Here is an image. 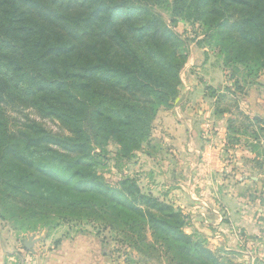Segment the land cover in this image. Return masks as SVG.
<instances>
[{
    "label": "trees",
    "instance_id": "1",
    "mask_svg": "<svg viewBox=\"0 0 264 264\" xmlns=\"http://www.w3.org/2000/svg\"><path fill=\"white\" fill-rule=\"evenodd\" d=\"M138 2L0 0V107H30L68 133L26 115L24 130H8L0 113V206L33 220L32 231L38 221L53 228L85 219L97 238L107 232L128 249L126 264H226L185 232L188 218L180 210L143 193L132 178L111 185L98 170L95 149L115 143L128 156L150 145L188 59L176 32ZM171 16L207 26L224 68L264 72V0H172ZM239 95L207 86L203 98L214 116L232 117L226 138L250 130L259 149L264 120L241 112ZM261 156L264 165V150Z\"/></svg>",
    "mask_w": 264,
    "mask_h": 264
},
{
    "label": "rangeland",
    "instance_id": "2",
    "mask_svg": "<svg viewBox=\"0 0 264 264\" xmlns=\"http://www.w3.org/2000/svg\"><path fill=\"white\" fill-rule=\"evenodd\" d=\"M138 4L145 6L150 12L159 16L166 25L176 32L188 49V56L191 55V57H193V51L196 53V50L200 49V52L197 54L199 62L195 61L193 63L192 58L190 60L192 67L189 68L186 66L187 61L182 67L179 78L181 77L182 80H184V83L178 88V96L173 103L171 110L166 111L164 114L167 116V119H156L150 145H142L139 150L134 151L128 156L120 153V149L115 143H110L103 150L95 149V152L99 155L97 158V161L100 163L98 170L103 174L106 182L115 185L124 177L132 178L136 181L143 193H150L161 202L170 205V202L166 201L162 196H159L161 194V191L158 189L159 187H156L155 190L157 191L155 194L150 192V186L152 187V184L150 183L151 179L147 174H162L163 176L159 175L158 179L163 180L169 178V174H189L190 171L194 174H204V171L211 167H207L205 164V166L198 164L196 160L193 164V162H191L193 161L192 158L196 157L198 153L193 151V147L191 150L186 147V142L189 141V135L199 138L200 135H198L197 128L205 123L206 116L212 109L209 104L210 101L203 98L207 86H202L201 94L196 93L195 98H193L192 101H189L186 99V93L188 91L191 92L192 89L190 90L187 83L188 81L185 79L189 77V74L198 76L201 71L200 69L204 67V64L201 63L202 60L204 58L210 59L216 67H222L232 91L236 90V95L237 93L238 95H242L248 84H256V81L264 83V72L249 76V73L242 66H239L238 69L235 66H228L227 69L224 68L221 49L218 46L216 47L213 45L210 39L212 32L207 26L204 24L202 25L201 22L187 21L182 18L172 22V0H139ZM119 13L120 12L118 11L113 12V14H115L114 17L118 16L116 18H120ZM208 69L209 68L207 67V70ZM193 80H195L194 77ZM236 82H239V84L236 85ZM216 90L224 92V88ZM12 105L14 106L0 107V113L4 114V120L6 121L8 130H24L22 125L28 123L24 119V116L26 115L32 121L42 123L45 128L53 133L62 135L68 134L65 129L61 128V124L57 120L49 117L42 119L30 107H23L13 103ZM15 106H17L18 111L20 110L19 114L13 109L16 108ZM238 120V122L242 121V119ZM192 121L197 128H195L193 133L190 134V127L188 126H191ZM246 124L247 123L245 122L244 125ZM204 125H208L207 122ZM234 127L235 129L241 127L240 123L235 124ZM208 130H210V127L203 134L204 141H211L212 145L210 142V147H204L201 149L205 152H213L211 147L217 149L213 143L219 142L218 140L211 138V134ZM250 132V130L245 132L243 128H239L237 133H231L229 137L226 138V148L221 147L219 151H215L216 155L223 156V162L229 171L233 172V170L236 169L235 167H240L237 166L238 162H235L234 160V157L237 159L236 153L232 152L236 145H241L245 147L248 146V152L252 155V157L250 156V158L246 159L249 165V170L256 174H264V165H261V163H263L261 160V158H263L261 153L262 150H264V130L257 135L259 138V149H255V147L252 148L253 145L255 146V142L252 141L253 138L250 137ZM207 135L210 137L209 139L207 138ZM234 138L238 142H235V140H233ZM183 146H185V148H183ZM222 149L223 151L220 152ZM188 158H191V160L189 161ZM241 161L242 160L239 162L241 163ZM255 161H259V163H256ZM243 163L246 164L245 162ZM211 170L213 169L211 168ZM214 171H216V169ZM262 188H264V185ZM15 210L17 209H12V211ZM180 211L188 218L189 228L186 227L185 232L187 234H195L203 239L212 251L217 252L218 256L224 263L264 264V220L257 226L242 229L239 225L238 227L229 226L228 224H230V222L224 224V226L218 225L217 227H209L208 224L204 222L205 220L202 212H199L198 209L193 210V212ZM11 212H8L7 210L4 211L0 206V215L3 216V220L0 219V222L3 227V240H5V243L3 244H6V250H8V252L14 251V253L16 252V254H18V257H16V264L27 263L28 255H30L29 252L34 253L35 256H41L55 250L57 247L56 242L60 241V239L85 234L95 236L96 234L92 225L87 223L85 219L82 220L75 217H70L71 220L66 219L63 221H56L58 226L53 228L49 226L43 227L40 225V221H38V223H36V225L38 224V228L32 231L30 225L34 224L33 220H26L24 215L12 217ZM220 214L222 216V213ZM260 215H262V213ZM243 229L245 231H243ZM29 239L33 242L30 250H26L24 242ZM110 240L109 233L103 232L101 237L98 238L100 250L105 252L110 258L115 259V261L126 264L125 260L128 255H126L125 252H127L128 249L124 246L122 248L120 245H117ZM14 241L17 242V245H14Z\"/></svg>",
    "mask_w": 264,
    "mask_h": 264
},
{
    "label": "crops",
    "instance_id": "3",
    "mask_svg": "<svg viewBox=\"0 0 264 264\" xmlns=\"http://www.w3.org/2000/svg\"><path fill=\"white\" fill-rule=\"evenodd\" d=\"M199 52L200 49L196 50V53L193 51V57L188 56L187 67H192L190 62L192 58L193 63L195 61L199 62L197 56ZM201 63L204 64V67L200 69L198 76L189 74L190 78L185 79L188 81L190 90L192 89L191 92L186 93V99L189 101L195 98L196 93L201 94L202 86H211L215 89L230 87L222 67H216V65H213L212 60L206 58ZM193 77L195 80H193ZM180 81L183 85L184 80L181 77ZM238 105L240 111L245 115L264 120V83L256 81V84H248L244 93L238 96ZM229 117L228 114L216 117L211 109L204 121L208 125L205 126V123H203L197 128L192 121L191 126H188L190 127V134L197 128L198 135H200L199 138L189 135L188 142L190 144L186 142V147L189 150L193 147V151L198 153L196 157L192 158L193 161L191 162L194 164L196 160L198 164L211 166L204 171V174H194L191 171L189 174H169L170 176L164 174L168 175L169 178L163 180L158 179L159 175L162 174H147V176L151 179L150 192L152 194H155L156 187H159L158 189L161 191L159 196L170 202L174 208L190 212L198 209L199 212H202L204 222L209 227L224 226V224L230 222L228 225L232 227H238L239 225L241 229L249 228L261 224V221L264 220V188H262L264 174H256L249 170L246 159L252 157V155L248 152V146L236 145L234 147L232 153L237 155V159L234 157V160L238 162L237 166L240 167H235L236 169L233 172L225 167L223 156L215 154V151H219L221 147L226 148V122ZM209 127L210 130L208 131L211 138L219 142L213 143L217 147V149L211 147L213 152L202 150L204 147H210L211 141L206 139L204 141L203 136ZM222 151L223 149L220 152ZM188 160L190 161L191 158H188ZM240 160H242L241 163ZM215 169L216 171H214ZM220 213H222V216ZM261 213L262 215H260ZM2 228L0 222V264H16L18 254L6 250L7 246L3 244L5 240H3ZM187 228H189L188 225ZM243 231L245 230L243 229ZM13 243L17 245V242L14 241ZM29 254L31 256L28 255V261L25 264H124L115 261V259L110 258L100 250L98 238L91 234L60 239L56 249L45 255L35 256L32 252H29Z\"/></svg>",
    "mask_w": 264,
    "mask_h": 264
},
{
    "label": "water",
    "instance_id": "4",
    "mask_svg": "<svg viewBox=\"0 0 264 264\" xmlns=\"http://www.w3.org/2000/svg\"><path fill=\"white\" fill-rule=\"evenodd\" d=\"M32 242L33 241L31 239H29L28 241L24 242V247H25L26 250H30Z\"/></svg>",
    "mask_w": 264,
    "mask_h": 264
}]
</instances>
